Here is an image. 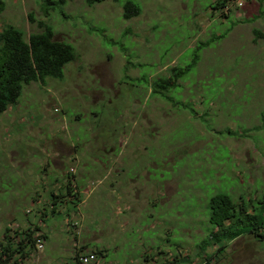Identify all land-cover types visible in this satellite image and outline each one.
<instances>
[{
  "label": "rangeland",
  "instance_id": "374dc122",
  "mask_svg": "<svg viewBox=\"0 0 264 264\" xmlns=\"http://www.w3.org/2000/svg\"><path fill=\"white\" fill-rule=\"evenodd\" d=\"M3 1L0 29L26 38L44 23L76 58L62 79L22 85L0 113V241L6 228L38 224L43 248L24 264H71L96 250V264H202L205 202L225 193L249 212L264 194V0L222 10L210 8L215 0ZM126 1L138 16L123 18ZM223 33L197 50L172 102L150 92ZM63 168L81 202L62 198L51 213L37 183ZM262 235L232 240L208 264H264Z\"/></svg>",
  "mask_w": 264,
  "mask_h": 264
},
{
  "label": "trees",
  "instance_id": "16d2710c",
  "mask_svg": "<svg viewBox=\"0 0 264 264\" xmlns=\"http://www.w3.org/2000/svg\"><path fill=\"white\" fill-rule=\"evenodd\" d=\"M103 1L106 0H85V4L92 6ZM50 3V0H43V4L46 6ZM52 3L62 4L63 0ZM227 3L228 0H215L210 8L222 10ZM3 8L4 1L0 0V13ZM122 9L124 19H130L140 14L139 6L132 1H126ZM223 15L227 17L225 14ZM28 17L32 20L31 14ZM40 28V32L29 33L26 38L23 31L13 25H5L0 29V113L16 103L22 85L31 82H44L47 77L62 79L63 67L76 58L73 47L56 40L48 25L40 24ZM252 32L255 37H263L258 29H253ZM225 34L213 36L208 41L199 43L193 52L190 63L184 66H174L170 69L168 76L153 79L149 86L150 92L160 95L167 102H172L168 93L177 88L178 81L196 66L197 50L209 46L214 40L224 38ZM76 189L77 191L67 183L64 196H50L53 205L62 203L61 198L70 197L72 200L69 202L77 206L81 199L77 185ZM256 202L257 206L252 207L249 212L246 210L247 208H241V205L235 203L225 193L214 194L205 202L204 208L208 210V224L204 222L205 235L199 240L195 249V255L203 260L202 264H208L211 259L218 257L232 240L243 235H252L260 227L264 228V194ZM55 208L51 210V213L55 211ZM251 225L255 227L252 228ZM39 232H41L40 228L31 224L25 229L14 230L12 234L9 233V228H6L0 241V264H19L23 259L28 258L31 253L35 252L33 237ZM214 248L215 250H213ZM94 252L102 255L100 250ZM78 254L79 252L75 253L74 263L71 264H78ZM182 260L183 258L178 259L174 256L171 260L166 259L160 264H182ZM189 263L190 261H185V264Z\"/></svg>",
  "mask_w": 264,
  "mask_h": 264
},
{
  "label": "crops",
  "instance_id": "0c3cea01",
  "mask_svg": "<svg viewBox=\"0 0 264 264\" xmlns=\"http://www.w3.org/2000/svg\"><path fill=\"white\" fill-rule=\"evenodd\" d=\"M47 164H49V163H47ZM44 166V168H42V175L43 176H46V172L48 171V169L45 167L46 166V164H44L43 165ZM64 169V168H63ZM61 170L58 174H57V176H56V180H54V182L52 183V182H48L47 180L46 181H42V182H40V183H37L38 185H40V184H43V186L45 185L46 186V189H48L49 190V193H50V196L51 195H61V196H64L65 195V185L67 184V183H69L70 184V187L71 188H73V189H75V191H77V189H76V184H77V182H76V178H75V176H74V173H71V172H73V169L72 168H69L68 169V171H67V169H64V170ZM40 181V180H39ZM55 190H57L56 192H58V193H56V192H54ZM78 191H79V189H78ZM37 192V191H36ZM63 192H64V194H63ZM62 193V194H61ZM80 194V193H79ZM49 196V197H50ZM35 197H38V195H35ZM40 197V196H39ZM51 198V197H50ZM62 199V198H61ZM67 200H68V202L70 201V200H72L70 197L69 198H66ZM34 201H35V199H34ZM36 201H40V198H37L36 199ZM35 201V202H36ZM65 201V200H64ZM53 201L51 200V203L48 201V200H46V204L48 205V207H49V210L51 211L53 208H55V205H56V207L57 206H59V204H55V205H53V203H52ZM61 204V203H60ZM54 210V209H53ZM42 213H44V214H46V212H45V210H42L41 211ZM28 223H30V222H28ZM40 224H41V222H39ZM30 225V224H29ZM33 225H35V224H33ZM39 228H41L38 224H36ZM41 233V232H40ZM38 253V252H37ZM28 260V258H26V259H23L22 260V262H20L19 264H24L25 263V261H27Z\"/></svg>",
  "mask_w": 264,
  "mask_h": 264
},
{
  "label": "built area",
  "instance_id": "2783aa9c",
  "mask_svg": "<svg viewBox=\"0 0 264 264\" xmlns=\"http://www.w3.org/2000/svg\"><path fill=\"white\" fill-rule=\"evenodd\" d=\"M238 6L242 4L243 0H237ZM34 239V251H41L43 248L44 238L41 233H37L33 237ZM96 254L94 251H88L84 254H79L77 257L78 264H96Z\"/></svg>",
  "mask_w": 264,
  "mask_h": 264
},
{
  "label": "clouds",
  "instance_id": "9594fccd",
  "mask_svg": "<svg viewBox=\"0 0 264 264\" xmlns=\"http://www.w3.org/2000/svg\"><path fill=\"white\" fill-rule=\"evenodd\" d=\"M233 1H235V0H233ZM244 1H245V0L242 1V4H241L240 6L237 5V7H241V6L243 5ZM39 233H40V232H39ZM41 234H42V233H41ZM42 236H43V235H42ZM43 238H44V237H43ZM35 253H37V252H35Z\"/></svg>",
  "mask_w": 264,
  "mask_h": 264
}]
</instances>
